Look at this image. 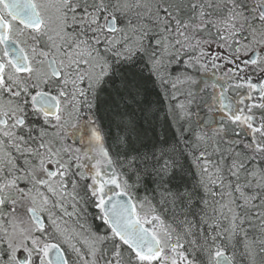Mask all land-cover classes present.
<instances>
[{"label":"snow or ice","instance_id":"snow-or-ice-1","mask_svg":"<svg viewBox=\"0 0 264 264\" xmlns=\"http://www.w3.org/2000/svg\"><path fill=\"white\" fill-rule=\"evenodd\" d=\"M0 264H264V0H0Z\"/></svg>","mask_w":264,"mask_h":264},{"label":"flooded vegetation","instance_id":"flooded-vegetation-1","mask_svg":"<svg viewBox=\"0 0 264 264\" xmlns=\"http://www.w3.org/2000/svg\"><path fill=\"white\" fill-rule=\"evenodd\" d=\"M96 223H99L98 221Z\"/></svg>","mask_w":264,"mask_h":264}]
</instances>
